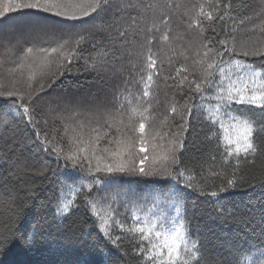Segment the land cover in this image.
<instances>
[{
    "label": "snow or ice",
    "instance_id": "1",
    "mask_svg": "<svg viewBox=\"0 0 264 264\" xmlns=\"http://www.w3.org/2000/svg\"><path fill=\"white\" fill-rule=\"evenodd\" d=\"M132 7L146 11L154 5L130 3L128 0H9L8 7L0 8V16L9 11L31 9L58 18L50 23L46 18H37L17 30L16 42L7 51L14 54L19 47L23 55L17 57L15 67L6 71L14 74L25 67V61H30L27 64L30 72L23 90L0 85V127L22 122L35 130L41 124L47 126L49 118L53 122L59 120L65 123L68 119L84 116L87 123L77 121L78 127L83 130L95 121L97 126L91 128L94 135L88 139L83 135L75 140L68 139L65 147L61 146L64 137L57 138L56 130L51 134L47 130L36 133L38 139L43 134V150L54 157L56 171H61V183L71 195L69 199L58 197L53 215L67 217L79 206L77 193H83L98 231L123 255H127L122 248L125 236L134 241L137 245L135 251L140 257L138 264H264V228L259 231L250 229L246 242L231 247L226 255L193 237L184 192V189L195 191L205 197L207 203L221 205V193L236 188L238 181L244 180L243 175H238L241 163L264 151V115L257 119L255 114L257 110L264 114V71L258 70L252 62L232 59L234 56L264 57V46L250 52L244 50L241 43V50L238 51V42L232 34L236 31L235 22L231 29L224 24L217 32L216 23L224 22L231 15V0H208V11H205V4L193 5L194 15L187 26L198 29L200 42L194 55L199 58L191 64L176 67L175 75H167L165 80L176 81L178 78V83L170 87L186 98L181 104L173 97L171 113L179 115L182 120L199 113L204 115L209 129L207 139L214 143L221 160L219 170L210 169L209 174L224 177L226 168L232 169L225 183L211 187L206 180L203 183L197 181L191 169L182 170L183 139L170 140L165 148L155 143L158 137L163 139L159 131L146 132V127H151L148 122L152 118V104L146 98L154 95L151 91L156 83L154 77L161 71L157 68V53L152 49L155 37L151 35L154 29L159 30L158 26L149 27L145 35L144 29H138L137 17H132L131 24L123 29L117 27L118 22L107 25L96 22L102 14L111 12L115 16L117 11L123 19L125 10ZM161 23L168 24V19ZM240 23H243L242 19ZM261 30L264 31V25ZM209 31L211 35L206 34ZM99 32L108 34V44L93 43V54L90 58L84 57L83 46ZM113 32H116L115 36ZM137 35L142 43L135 39ZM160 39L168 42V33L165 32ZM40 41H52L54 46H40L37 43ZM26 42H30L31 46L25 48ZM108 45H112L115 51H110ZM117 51L119 55H116ZM181 55L186 61L189 59L184 52ZM109 56L112 59H108ZM81 59L90 71L123 78V88L128 93L124 101L127 103L119 102L115 113L103 110L98 102L72 97L52 98L46 93L58 76L71 72L69 66ZM53 64L55 71H51ZM33 82L38 86L34 87ZM133 82L142 85V95L131 92L129 85ZM121 95L123 93L116 94L118 101ZM136 117L139 119L136 120ZM101 118L108 130L115 122L127 131L117 127V132H123V135L109 139L107 145L101 147V139L108 136L107 130L103 135L100 133ZM166 122L165 117L163 123ZM180 127L186 132L188 121ZM64 131L65 134L68 131L66 123ZM150 147L151 156L148 154ZM158 149L163 151L158 153ZM212 159L216 160L217 156ZM61 160L64 162L62 166L59 163ZM46 170L48 163L42 162L39 171L43 173ZM117 174L153 177L168 183L158 185L150 194L136 193L131 189L112 190L110 185L113 181L109 178ZM117 203L122 205L123 211L113 207ZM9 211L14 218L10 238L31 245L34 234L20 228L23 216L19 211ZM216 211L223 214L225 209L220 206ZM100 255L104 257L101 264H116L111 251L100 249Z\"/></svg>",
    "mask_w": 264,
    "mask_h": 264
},
{
    "label": "trees",
    "instance_id": "2",
    "mask_svg": "<svg viewBox=\"0 0 264 264\" xmlns=\"http://www.w3.org/2000/svg\"><path fill=\"white\" fill-rule=\"evenodd\" d=\"M128 2L151 4L154 7H149L146 11L137 7L128 8L123 13V19L120 18L119 11L115 13V16L111 12L102 14L96 22L105 25L118 22L117 27L123 29L131 24L132 17H137L138 29H144L145 35L148 34L147 29L152 25H157L159 28L158 31L154 29L151 35L155 37L152 49L157 53L155 57L158 61L157 68L161 71L154 77L156 83L151 89L154 95L146 98L152 104V118L148 122L151 127H146V132L159 131L163 139L158 137L155 143L162 144L165 148L170 140L183 139L185 147L181 153L182 170L191 169L197 181L203 183L206 180L209 186L218 187L230 177L232 169L226 168L224 177H214L209 174L210 169L211 171L219 170L221 160L215 151L214 143L207 139L209 129L204 115L199 113L190 119L186 116L182 120L179 115L171 113L173 97L181 104L186 98L181 96L174 87H170L178 83V78L176 81L165 80L167 75H175L176 67L191 64L194 59L199 58L194 55V50L200 42L198 29H189L187 25L190 17L194 15L193 5L205 4V11H208V0H128ZM231 4V15L226 17L224 22L216 23L217 32L221 31L224 24L231 29L235 22L236 31L232 34L238 42V51L241 50V43L244 50L250 52L264 46V31L261 30V26L264 25V0H231ZM8 6L9 0H0V8ZM37 18H46L48 22L58 19L35 10L18 9L0 16V29L21 20L33 21ZM164 19H168V24L161 23ZM165 32L169 35L168 42L160 39ZM112 34L115 36L116 32ZM206 34L211 35V32ZM107 35L106 32H99L90 38L89 42L83 46V56L91 57L93 43L107 45ZM16 39L17 37H12L6 42L8 47H0V85L15 86L23 90L28 83L27 77L30 69L27 64L30 61H25V67L14 74L6 71L8 68L15 67L18 63L17 57L23 55V50L19 47L14 54L7 51L12 44H15ZM135 39L143 42L139 35L135 36ZM37 43L45 47L54 46L52 41ZM28 46H31L30 42L24 45L25 48ZM229 46L231 47V42ZM108 48L110 51H115L112 45H108ZM181 52L189 57L187 61ZM116 55H119L118 51ZM169 58H171V63H169ZM108 59H112V56ZM232 59L252 62L258 70L264 71V57L250 55L248 57L234 56ZM69 67L72 71H66L63 76H58L51 88L46 90L52 98L62 96L81 100L82 95H86L88 101L98 102L103 110L112 113H115L119 102L127 103L124 101V96L128 93L124 91L122 77L113 78L107 74L90 71L86 68L83 59L74 61ZM55 70L56 67L53 64L51 71ZM39 79L38 76L37 80ZM33 86L37 87L38 84L33 82ZM129 88L132 93L142 95V85L133 82ZM117 93H123L119 101L116 98ZM133 103L135 104V101ZM255 114L257 119L264 115L259 110ZM165 117L167 122L163 123ZM138 119L139 117H136V120ZM78 120L87 123V117L84 116L77 117L75 120L68 119L65 122L68 126L66 134L65 123L59 120L53 122L51 118L47 126L41 124L40 128L35 130L22 122H13L8 127H0V238H2L0 264H101L104 257L100 255V249L111 251L116 264H121V262L138 264L140 257L135 251L137 245L134 241L125 236L122 248L127 255H123L118 253L98 231L86 207L83 193H77L79 206L67 217H54L53 215L58 197L69 199L71 195L61 183V171H56L57 162L54 157L43 150L44 146L41 142L43 134L41 133L38 139L36 133L47 130L51 134L53 130H56L57 138L64 137V143L61 146L65 147L68 139L75 140L81 135L88 139L94 135L91 128L97 126L95 121L81 130L77 125ZM124 120L127 123V115ZM185 121H188L186 132L180 127ZM99 124L101 135L105 130L108 131V136L100 141L101 147L106 146L109 139L121 136L127 131L123 129V125L115 122H113L114 126L108 130L103 118L100 119ZM117 127H121L123 132L118 133ZM74 128L75 131H73ZM135 135L138 136L139 133ZM112 146L115 147V145ZM157 151L159 153L163 149ZM148 154L153 155L151 147ZM214 155L217 156L216 160L212 159ZM42 162L48 163V170L43 173L39 171ZM59 163L62 166L64 162L61 160ZM238 175H243L244 180L238 181L236 188L221 193L219 197L221 205L213 206L197 192L184 189L188 202L187 216L191 222L193 237H198L202 244L225 255L231 247L246 242L250 229L259 231L264 228V223H262L264 219V151L258 152L247 162H242ZM109 179L113 181L110 185L112 190L131 189L140 194H150L158 185L168 183L153 177L127 174H117ZM220 206L225 209L223 214L216 211V208ZM113 207H119L123 211L122 205L118 203L113 204ZM9 209L13 212L19 211L23 216L20 228L34 234L31 245H25L19 239L13 241L10 238L14 218Z\"/></svg>",
    "mask_w": 264,
    "mask_h": 264
},
{
    "label": "rangeland",
    "instance_id": "3",
    "mask_svg": "<svg viewBox=\"0 0 264 264\" xmlns=\"http://www.w3.org/2000/svg\"><path fill=\"white\" fill-rule=\"evenodd\" d=\"M28 22L30 21L21 20L15 23L8 24L6 27L0 29V47H8V45H6L7 44L6 42L12 39V37H17L16 35L17 30L22 29ZM59 97H62V96H59ZM72 98H75V97H72ZM84 100H88V96L82 95L81 101H84ZM137 148H138V145H137Z\"/></svg>",
    "mask_w": 264,
    "mask_h": 264
}]
</instances>
